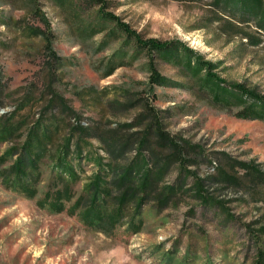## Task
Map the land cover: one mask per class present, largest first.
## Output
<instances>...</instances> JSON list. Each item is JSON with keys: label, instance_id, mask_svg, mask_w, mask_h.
Wrapping results in <instances>:
<instances>
[{"label": "rangeland", "instance_id": "374dc122", "mask_svg": "<svg viewBox=\"0 0 264 264\" xmlns=\"http://www.w3.org/2000/svg\"><path fill=\"white\" fill-rule=\"evenodd\" d=\"M108 1V9L144 36L181 39L207 59L220 60L227 79L264 93V42L248 45L239 36L229 42L210 0ZM81 7L74 16L51 0H0V115L14 117L11 123L52 121L64 136L81 125L88 129L84 139L105 161L110 158L102 138L114 136L117 144L127 143L114 159L120 166L137 154L153 162V134L151 146L138 143L157 118L180 148L159 184L174 185L176 195L164 205L150 198L141 210L140 231L131 234L126 224L104 231L80 210L67 212L96 169L90 163L83 162L82 179L72 184L73 196L61 212L51 205L61 185L48 159L38 167L41 180L33 198L0 176V264H253L248 232L264 224V203L254 201L264 194V122L214 107L161 62L159 71L183 86L150 89L142 58L108 74L106 63L119 42L100 47L102 33L89 37L82 26L96 23L97 7ZM36 28L50 29L58 60L51 59ZM21 142L0 143V156ZM169 145L164 142L162 154ZM14 158L0 164V172ZM220 171L234 180L222 182ZM199 194L208 196L206 205Z\"/></svg>", "mask_w": 264, "mask_h": 264}, {"label": "trees", "instance_id": "16d2710c", "mask_svg": "<svg viewBox=\"0 0 264 264\" xmlns=\"http://www.w3.org/2000/svg\"><path fill=\"white\" fill-rule=\"evenodd\" d=\"M61 9H69L74 16L83 10L82 2L88 7L96 6V23L90 22L83 25L82 29L89 37L102 33L99 46H106L111 41H118L119 46L112 52L106 63L108 74L119 66L144 59L148 73V84L152 86H183V83L164 76L157 68V63L170 65L175 68L180 77L188 79L187 88L203 94L209 102L220 109L235 110L237 118L261 120L264 122V93L254 86L243 82L229 80L221 74L223 70L221 61L207 59L204 53L198 52L186 42L178 38L161 40L156 37H146L119 15L109 8L108 0H51ZM201 1V0H181ZM210 5L218 12V21L222 22L227 31L229 42L235 36L245 39L248 45H258L264 42V0H210ZM221 15V16H220ZM225 16V17H224ZM227 18V19H226ZM256 29H251L250 25ZM244 26V28L242 27ZM247 28V29H246ZM35 35H40L44 41V48L48 50L53 60H58L52 49V33L50 29L36 28ZM154 97V96H153ZM153 110L152 106H148ZM0 115V143H9L20 140V147L8 146L0 156V164H4L13 156L9 167H3L0 176L9 183V188L20 190L27 198H33L37 192V184L41 180V171L38 168L41 162L48 159L51 168L61 187L55 191L51 205L55 212L64 209L63 201L69 202L72 198L71 186L81 180L83 173L82 164L90 163L95 166V171L85 178V183L80 193L73 202V207L68 208L69 214L80 210L89 223L101 230L111 231L117 225L126 224L125 230L137 233L142 226L141 210L148 200L164 205L176 195L174 185H161L166 169L172 159L180 154L178 144L168 137L161 122L155 118L154 122L146 129L147 133L139 140V146H151L149 134H153V162L149 158L137 154L126 165H115L114 159L125 151L126 142L117 144V140L103 139L107 156L104 157L93 151L92 144L84 139L88 129L83 126H73L71 134L64 136V130L52 121L37 119L27 122L26 119L11 123ZM28 126V127H26ZM94 129L93 132H97ZM77 132L76 135L73 133ZM112 132V131H111ZM114 132V131H113ZM89 136H96L91 134ZM101 142V139L98 138ZM170 145L167 153L162 154L161 148H166L164 142ZM152 150V151H153ZM84 162V163H83ZM254 174L260 170L248 163ZM222 182L234 180L232 175L220 171ZM199 193L202 185L199 184ZM201 203L206 205L207 195H198ZM255 202L264 203V194L254 199ZM86 207L81 209V206ZM110 207V208H109ZM125 222V223H124ZM248 242L254 250L253 264H264V224L258 229L248 232ZM193 258V257H191Z\"/></svg>", "mask_w": 264, "mask_h": 264}]
</instances>
